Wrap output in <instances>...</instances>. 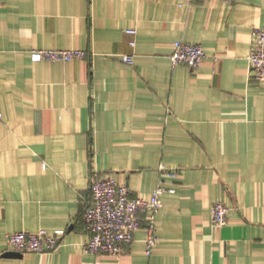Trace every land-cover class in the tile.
<instances>
[{"label": "crops", "instance_id": "crops-1", "mask_svg": "<svg viewBox=\"0 0 264 264\" xmlns=\"http://www.w3.org/2000/svg\"><path fill=\"white\" fill-rule=\"evenodd\" d=\"M257 27L264 0H0V264H264ZM176 41L207 58L173 66ZM39 49L88 55L52 62ZM161 165L181 172L165 181L175 193L161 197L152 255L144 228L121 255L86 253L91 175L150 196ZM218 202L231 208L222 228ZM57 230V250L7 255L9 233Z\"/></svg>", "mask_w": 264, "mask_h": 264}, {"label": "built area", "instance_id": "built-area-1", "mask_svg": "<svg viewBox=\"0 0 264 264\" xmlns=\"http://www.w3.org/2000/svg\"><path fill=\"white\" fill-rule=\"evenodd\" d=\"M231 3L233 0H220ZM130 36L137 34L136 29H129ZM251 49L248 55L250 78L264 82V28H255L251 35ZM130 45L135 47L132 39ZM35 58L52 62H69L87 57L83 50L39 49L33 51ZM173 66L186 65L196 69L207 58L204 47L200 44L176 41L171 53ZM122 61L134 64V55L122 56ZM1 117V114H0ZM159 184L150 196H134L126 184H120L109 175L94 172L91 175L90 199L87 200L81 219L88 238L84 244L86 253L100 255H121L134 242L136 232L144 228L146 231V253L152 255L159 242L157 218L163 207L162 195L175 193L174 188H167V178L176 179L180 169L161 165L159 167ZM231 208L222 202L212 207V224L222 228L228 224ZM66 230L53 233L46 231H17L7 235L10 251L24 253H50L58 249Z\"/></svg>", "mask_w": 264, "mask_h": 264}, {"label": "water", "instance_id": "water-1", "mask_svg": "<svg viewBox=\"0 0 264 264\" xmlns=\"http://www.w3.org/2000/svg\"><path fill=\"white\" fill-rule=\"evenodd\" d=\"M7 255H10V256H20L21 254L10 251V252L7 253Z\"/></svg>", "mask_w": 264, "mask_h": 264}]
</instances>
